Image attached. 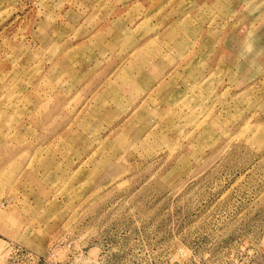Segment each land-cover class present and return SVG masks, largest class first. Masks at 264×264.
Instances as JSON below:
<instances>
[{
  "label": "rangeland",
  "instance_id": "obj_1",
  "mask_svg": "<svg viewBox=\"0 0 264 264\" xmlns=\"http://www.w3.org/2000/svg\"><path fill=\"white\" fill-rule=\"evenodd\" d=\"M264 0H0V264H264Z\"/></svg>",
  "mask_w": 264,
  "mask_h": 264
},
{
  "label": "built area",
  "instance_id": "obj_2",
  "mask_svg": "<svg viewBox=\"0 0 264 264\" xmlns=\"http://www.w3.org/2000/svg\"><path fill=\"white\" fill-rule=\"evenodd\" d=\"M262 252H263V254H264V246H263V248H262ZM176 264H182V263H176ZM253 264H263V263L260 262V261H254Z\"/></svg>",
  "mask_w": 264,
  "mask_h": 264
}]
</instances>
